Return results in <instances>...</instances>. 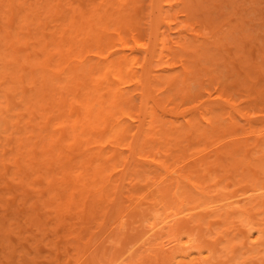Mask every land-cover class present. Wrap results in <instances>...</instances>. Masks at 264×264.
<instances>
[{
    "label": "rangeland",
    "instance_id": "1",
    "mask_svg": "<svg viewBox=\"0 0 264 264\" xmlns=\"http://www.w3.org/2000/svg\"><path fill=\"white\" fill-rule=\"evenodd\" d=\"M105 1L0 0V264H264V0Z\"/></svg>",
    "mask_w": 264,
    "mask_h": 264
},
{
    "label": "bare ground",
    "instance_id": "2",
    "mask_svg": "<svg viewBox=\"0 0 264 264\" xmlns=\"http://www.w3.org/2000/svg\"><path fill=\"white\" fill-rule=\"evenodd\" d=\"M107 2H108V0H106ZM105 1V2H106ZM104 2V3H105ZM113 2H115V1H113ZM117 3V5H118V2H116ZM122 5V4H121ZM108 6L110 7V4H108ZM113 6V5H112ZM123 6V5H122ZM121 6V7H122ZM130 6V5H129ZM108 7V8H109ZM121 7H120V10H121ZM124 7V6H123ZM112 9H113V7H111ZM118 7H116V9H117ZM138 8V7H137ZM137 8L136 7H134V12H136L135 14L137 15L138 14V11H137ZM111 9V10H112ZM107 10H109V9H107ZM118 10V9H117ZM120 10H118V12H117V15L119 14V11ZM130 10V9H129ZM128 10V11H129ZM131 11H132V9H131ZM116 12H115V14H116ZM122 12V11H121ZM120 12V13H121ZM124 12H127L125 9H124ZM127 13H125L124 15H126ZM116 15V16H117ZM130 15H132V14H130ZM134 15V14H133ZM135 16V15H134ZM133 17V16H132ZM132 17H130V18H132ZM125 18V17H124ZM128 18V20H125V21H129V20H131V19H129V16L127 17ZM126 18V19H127ZM119 19V18H118ZM133 21H134V18L132 19ZM115 22H116V20H115ZM134 22H136V20L134 21ZM133 22V23H134ZM138 22V25L140 24L139 22L140 21H137ZM136 22V23H137ZM112 23V22H111ZM136 23H134V25L136 24ZM118 24V23H117ZM133 25V24H132ZM131 25V26H132ZM133 25V26H134ZM126 26V25H125ZM135 27V26H134ZM133 28V27H132ZM117 29V28H116ZM130 29V28H129ZM131 30V29H130ZM134 30V29H133ZM115 32L117 31V30H114ZM116 35V34H115ZM121 37H123V36H121ZM122 39V38H121ZM120 39V40H121ZM142 46H144V45H142ZM154 47H152V49H153ZM145 50V49H144ZM151 51V52H150ZM146 53H150L151 55L150 56H152V57H155L154 56V53H156V51L154 50H151V48L150 49H148V50H146L145 51ZM144 52V53H145ZM145 53V54H146ZM123 57V56H122ZM147 58V57H146ZM123 59H124V61H126V63H127V65H129L128 63H133V65H134V63H136V62H138V61H136V60H134L133 58L131 59V57L130 56H124L123 57ZM150 59V58H149ZM146 60H148V59H146ZM136 61V62H135ZM125 63V64H126ZM130 63V64H131ZM136 65H137V63H136ZM135 65V66H136ZM148 67H149V65H148ZM150 70V69H149ZM149 70L147 71L146 70V72L145 71H143V72H145V73H149ZM131 73V72H130ZM144 73V74H145ZM144 74H142V75H144ZM140 76V77H143V76ZM148 75V74H147ZM139 78V77H138ZM146 78V77H145ZM145 78H141L140 80H144ZM151 79V78H150ZM147 82V81H146ZM145 83V82H144ZM118 84V83H117ZM141 85V84H140ZM147 85V84H146ZM120 86H121V84H120ZM143 86H145V85H143ZM119 91V93H120V95H122L123 96V89L121 88V89H119L118 90ZM156 107V106H155ZM140 126V125H139ZM130 129V128H129ZM126 130V129H125ZM124 130V131H125ZM128 130H126L125 132H123V134L124 133H126ZM139 131H141V130H139ZM133 136V135H132ZM130 138H131V136H130ZM139 138V137H138ZM133 140H134V142H135V140H136V137L134 136L133 137ZM132 140V141H133ZM133 142V143H134ZM133 143L131 144V145H133ZM136 146V145H135ZM134 146V147H135ZM133 149V148H132ZM135 149V148H134ZM247 195V193L245 194V195H241L243 198L242 199H240V200H237L236 202H229V203H227V204H225V205H218V207H216V208H214V210H216V209H220V208H226V207H229V208H234V206H236V204L237 205H239L240 203H243V202H245V201H248V200H250L251 198H253L254 197V199H256L257 197L259 198V201H263L264 200V187H262V188H260V189H256V190H254L253 191V193L250 195V196H248V197H245ZM256 197V198H255ZM263 197V198H262ZM236 198V197H235ZM238 198V197H237ZM240 198V197H239ZM257 198V199H258ZM260 198H261V200H260ZM231 198H229V200H230ZM255 201V200H254ZM137 202V201H136ZM264 202V201H263ZM218 203V202H217ZM217 205V204H216ZM213 208V207H212ZM229 208H227V209H229ZM155 209H156V207H155ZM193 210H189L188 212H193L194 211V208H192ZM196 210V209H195ZM230 210V209H229ZM160 211V212H159ZM185 212H182V213H179V214H177V213H175V215H162L161 214V210H159V208L158 209H156L152 214H150V213H148V216L147 217H149V215H150V217L149 218H147V219H145L144 221H143V223L144 224H146L144 227H143V232H142V235H141V237L139 236V238H138V241H137V239L136 240H134V242L135 243H130V247L128 246V248L125 250V252H123V254H121V256H120V258L119 259H117L115 262H113L112 264H125V261H127L126 260V258H132V256H134V254L136 253V249H138V248H136V247H141V243H143L144 245L140 248V250L143 252V253H150V252H152V251H154V250H157L156 248H157V245H159L158 247H160L161 246V248H163V247H166V246H168L169 244H174V242L176 243L175 245H174V258L175 257H179V258H181L184 262H183V264H213V263H215V261L214 260H216L217 259V257L216 258H214V260H212V258H213V255H212V252H211V250L207 247L206 249V251H205V248L203 247V245L202 244H200V242H199V238H197V236L194 234V235H192V234H187L186 235V241L185 242H181V238L180 239H178V240H166L167 239V237H168V235L169 234H172L173 232H175V231H178V229L179 230H181V222H183L180 218H179V216L180 215H184V217H186V216H189L190 215V213H188V214H186L185 215V213H186V210H184ZM213 211V210H212ZM245 211V210H244ZM195 212V211H194ZM246 212V211H245ZM146 213V214H147ZM207 213H209V212H207ZM242 213V212H241ZM192 215V214H191ZM213 215V214H212ZM215 215V214H214ZM126 217V216H125ZM124 218V217H123ZM123 218H121L122 219V221H121V219H120V225H121V228H124V226H125V224L126 223H124V219ZM187 219V218H186ZM191 219V218H190ZM189 219V220H190ZM181 221V222H180ZM118 222V221H117ZM126 222V221H125ZM184 223H186V222H184ZM126 226H127V224H126ZM185 226V225H184ZM189 227V226H188ZM258 231V230H257ZM180 233V231L178 232V234ZM189 233V232H188ZM249 233H251V232H249ZM261 232H260V230H259V234H260ZM174 234V233H173ZM172 234V235H173ZM247 234V233H246ZM181 236V235H180ZM250 236V235H249ZM248 236V237H249ZM249 239V238H248ZM164 240V241H163ZM152 242H154L152 245H149V244H151ZM128 243V244H129ZM263 243V242H262ZM138 244H140V245H138ZM138 245V246H137ZM153 245H155L156 246V248L153 246ZM152 246V247H151ZM136 248V249H135ZM155 248V249H154ZM139 250V251H140ZM124 251V250H123ZM141 252V253H142ZM142 253V254H143ZM205 253H207V255H205ZM137 254V253H136ZM147 255V254H146ZM138 257H139V255H137ZM136 256V257H137ZM214 256H216V255H214ZM137 259V258H136ZM176 259V258H175ZM129 261H131L130 259H128ZM135 260V257H134V259L132 260V261H134ZM221 260V259H220ZM219 259H218V261H220ZM214 261V262H213ZM218 261L216 262V263H218ZM228 261H229V259H228ZM134 263H136V262H134ZM220 264H224V263H222V262H219ZM111 264V263H110ZM226 264V263H225ZM228 264V263H227Z\"/></svg>",
    "mask_w": 264,
    "mask_h": 264
}]
</instances>
